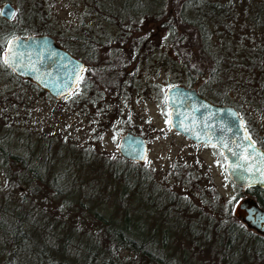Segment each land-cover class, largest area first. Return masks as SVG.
Returning a JSON list of instances; mask_svg holds the SVG:
<instances>
[{
  "label": "rangeland",
  "instance_id": "374dc122",
  "mask_svg": "<svg viewBox=\"0 0 264 264\" xmlns=\"http://www.w3.org/2000/svg\"><path fill=\"white\" fill-rule=\"evenodd\" d=\"M6 2L12 6L16 15L9 25L3 23L4 20L0 21V35L2 31L10 29L8 27L11 26L32 31H37L42 26L50 32L44 35L52 37L68 53L80 60H84L86 52H84V44L78 40L90 35L99 38L101 42L98 46L102 47L110 58L114 54H119L126 62L130 61L134 54L133 49L138 45L137 42H130V39L141 40L142 38L146 46L151 47L143 63L138 62V65L134 67L128 64L123 67L125 75H133L132 91L138 84V100L130 95L127 86L115 95L112 94L108 101L105 84L103 106L106 105V107L103 109L106 110L99 121H94L95 114L87 113L90 110L88 108L92 107L90 102L86 103L87 101L84 100L89 97L88 93L83 100L81 99L83 93L80 89L62 101L43 97L33 92L31 88L19 86L13 78L8 77L3 66H0V122L2 118L6 120L8 114L13 116L11 112L15 109H10V107L15 105L12 97L17 94L23 97V107L27 106L25 109H28L27 118L21 126L24 132L32 129L34 136L39 137L40 134H46L50 139L47 152L40 149L36 140L29 135L26 136L27 141L22 140L29 145L28 152L35 159L38 157L37 162L32 163L34 167L42 168L41 157L44 155L47 163L50 164L48 167L56 175H64L62 179L66 181L68 187L79 186L82 205L102 214H107L112 207L114 208L111 203H113L117 185L114 184L112 189L113 185L108 177L110 175L108 169L115 166L113 163L121 167L120 160H122L130 162L132 166L137 165L142 169H147L156 183L172 192L179 193L187 191L172 179V175L175 170L182 173L189 172L199 179L197 182H200L201 189L210 187L220 196L222 206H218L215 211L201 207L203 212H207L208 217L215 215L218 219L227 212L230 216L233 215L232 209L239 197L236 196L238 190L228 180L219 152L210 145L193 144L171 130L165 122L167 109H164L166 106L164 90L181 85L186 73L179 65V59L177 60L168 46L169 36L163 18L168 16L167 20L171 24L174 20L177 21V30L180 33L185 29L179 21L178 13L181 7H186L188 19L201 18L206 21L207 13L220 12L219 21L225 26H218V35L210 37L211 47L217 46L220 53L212 54V50L215 49L207 50L209 47H204L211 54L207 55V64L197 67V70L201 69V72H204L205 80L213 84V93L235 108L234 110L243 123L250 128L253 134L261 137L260 141L264 145V91L259 90L253 93V83L246 80L247 73L244 72V65L242 69L239 68L240 73L239 70L235 73L237 77L234 81L223 82L227 78L222 76L220 66L218 80L208 77V71L213 69L214 59L221 57L219 55H222L224 51L231 50L234 54L235 49L237 52L240 51L243 55L240 57V62L244 63L247 60L250 61L251 58L248 57L250 53L259 49L264 50V0H152L143 5H138V0H109L111 6L107 5L106 9L112 13L119 12L123 8L149 11L142 16L133 15V21L124 17L120 22L113 23H108L97 16L86 0H30V2L29 0H0V6ZM33 6L40 8L41 16H37V10ZM29 7L33 8V14L30 13ZM256 12H259L258 17H255ZM121 13L124 14L125 11ZM210 21L211 18L208 19L209 25L212 23ZM253 22L258 26H254ZM208 28L211 29L210 26ZM168 29L174 30L172 27ZM180 34L184 41V33ZM192 36H195L194 33ZM71 37L76 40L74 45L70 46ZM162 43H166L165 46ZM87 44L91 43L88 41ZM230 59L234 64L237 63L236 58L230 57ZM260 60V64L264 66V56ZM106 74L107 77H111L110 72ZM107 77L106 80H108ZM104 82L105 80L101 82V86H104ZM213 93L210 97L215 99ZM17 109L20 107L17 106ZM125 132L139 135L146 142V155L141 163L125 160L117 153L118 139ZM0 134H3L2 129H0ZM16 135V132L12 133V137L10 139L6 137L8 140L5 142L0 138V145H5L6 149L22 156L21 150L16 148L18 140ZM51 171L50 174H53ZM36 182L31 181V183ZM37 184L39 185L38 182L35 185ZM4 186L3 173L0 171V188ZM16 188L20 191L23 189L20 186ZM47 201L49 206L44 209L52 216L58 204L54 197L47 198ZM156 204V201L152 205L144 202L141 204L142 208H148L141 213V220L152 222V224L159 222L162 228H170L169 225L172 223L166 220V217L163 218L164 210L155 211L159 207ZM68 216L76 218V226L82 231L96 230L87 217L77 216V213H70ZM191 216L195 218V215ZM181 220L188 221L183 218ZM68 224L70 226L71 222ZM161 227L158 225V230L162 229ZM166 251L177 255L186 252L189 264H207L209 261L204 255L195 253L190 248L187 249L181 239L174 240L170 247H166ZM123 254L121 252V255ZM239 264H264V258L243 257Z\"/></svg>",
  "mask_w": 264,
  "mask_h": 264
},
{
  "label": "trees",
  "instance_id": "16d2710c",
  "mask_svg": "<svg viewBox=\"0 0 264 264\" xmlns=\"http://www.w3.org/2000/svg\"><path fill=\"white\" fill-rule=\"evenodd\" d=\"M147 1L152 0H138V5H143ZM86 2L97 16L108 23L120 22L124 17L133 21V15L142 16L149 13L144 9L131 8H123L119 12L112 13L106 9L107 5L111 6L109 0H86ZM34 9L37 10V16H41L40 8L34 7ZM185 9L186 7H181L178 13L180 24L185 28L180 32L184 33V41L178 33L177 21L174 20L171 24L167 20L168 16L163 18L169 36L168 46L177 60L179 59V65L186 73L181 85L204 76V72L202 73L201 69L197 70V67L207 64V55L211 54L207 50L215 49L212 50V54L220 53L217 46L211 47L210 37L217 36L219 33L217 27L224 25L219 21L220 12L207 13L205 21L201 18L188 19ZM29 10L33 14V8L29 7ZM124 11L125 13L122 14L121 12ZM256 13L255 17H258L259 12ZM158 17L162 19L161 16ZM209 18H211L210 23L212 22L210 25ZM12 19L13 17L10 20L0 17V21L4 20L3 23L7 25ZM39 22L41 24V21ZM253 24L258 26L254 22ZM171 27L174 30L168 29ZM8 28L10 29H3L4 31L1 32L0 43L15 36L50 33L49 29H44L42 26L37 31L14 26ZM75 40L72 37L69 39L70 46L74 45ZM78 41L84 44L83 48L86 52L82 60L86 71L79 88L83 93L81 99L83 100L86 94H89V97L84 100L87 101L86 103H91L92 109L87 113L95 114L94 121H99L106 110L103 109L106 107V105L103 106L106 90L104 87H106L105 84L108 85L106 73L121 70L127 64L131 65V62L133 64L135 60L143 63L151 47L148 48L142 38L141 40L130 39V42H137L138 45L134 47V54L130 61L126 62L119 54H114L110 58L103 48L98 46L101 41L97 37L90 35ZM88 41L90 45L87 44ZM165 44L162 43L164 46ZM234 51L235 54L231 50L224 51L222 55H219L221 57L214 59L213 69L208 71V77L217 78L220 66L222 76L227 78L223 82L234 81L237 77L235 73L238 70L240 73L239 68L244 65V72L247 73L246 80L253 83V93L259 90L264 91V66L260 64L264 50L259 49L250 53L248 56L251 58L250 61L247 60L244 63L240 62V57L243 56L240 51L237 52L236 49ZM230 57L236 58L237 63L234 64ZM3 68L8 73V77L13 78L19 86H26L22 79L13 76L4 66ZM104 80V86H101ZM116 92H120L118 87ZM69 95L59 100L62 101ZM12 100L15 105L10 109L15 110L11 112L13 116L8 114L6 120L2 118L0 129L3 134H0L2 136L0 138L5 142L7 138L12 137V133L16 132L18 139L16 148L21 150L22 156L6 149L5 145H0V171L3 173L5 182V186L0 188V264H189L186 252L177 255L166 251V247H170V244L177 239H181L187 249L190 248L195 253L207 257L209 259L207 264H239L243 257L264 258L263 236L248 230L233 215V217L230 216L229 212L217 219L215 215L208 217L207 212L201 210V207H207L209 211H215L218 206H222L221 199L210 187L201 189L200 182H197L199 179L189 172L182 173L175 170L172 179L183 186L187 192H172L156 183L147 169L137 165L132 166L130 162L120 160L121 167L113 163L116 167L108 169L112 189L114 184L117 185L113 203H111L114 208L112 207L107 214H102L82 205L79 186L75 184L76 187H68L66 181L62 179L64 175H56L51 171L48 167L50 164L47 163L44 155L41 157V169L32 165L37 162L38 157L35 159L28 152L29 145L22 140L27 141L26 136L29 135L36 140L40 149L47 152L50 139L46 134L34 136L32 129L24 132L21 126L28 115V109H25L27 106L23 107V97L17 94L13 95ZM78 100L81 102L80 99ZM17 106L20 109H17ZM113 160L115 161V158ZM49 169L53 174H50ZM31 181H37L39 185ZM18 186L23 189L18 190L16 188ZM248 190L256 200V204L264 209V199H260L264 191L259 188H248ZM53 197L58 206L55 213L50 216L51 213L49 211L46 213L44 208L49 206L47 198ZM155 201L156 205H159L155 211L164 210L163 218L166 217V220L172 223L169 225L170 228H162L159 222L152 224V222L141 220V213L148 209L142 208L141 204L144 202L152 205ZM70 213L87 217L96 230L82 231L76 226V218L68 216ZM191 215H195V218H191ZM181 218L188 221H183ZM70 222L71 225L68 226ZM158 225L162 229L158 230ZM121 252L124 254L121 255Z\"/></svg>",
  "mask_w": 264,
  "mask_h": 264
},
{
  "label": "water",
  "instance_id": "95a60500",
  "mask_svg": "<svg viewBox=\"0 0 264 264\" xmlns=\"http://www.w3.org/2000/svg\"><path fill=\"white\" fill-rule=\"evenodd\" d=\"M8 8L14 10L9 3H3L0 12L7 11ZM0 17L5 20L12 18L4 15ZM12 38L21 45L17 49L20 58L16 65L6 66L15 75L50 92L55 99L68 94L75 87L78 78L72 79L73 69L82 68V63L64 49L55 46L51 37L28 35ZM43 48L49 51L52 49L53 57L42 54ZM52 58L58 67L47 72L45 65ZM164 98L165 105L169 108L166 114L169 121L167 125L171 130L192 143L218 147L225 160L224 170L234 186L264 191V150L244 138L247 134L232 107L212 104L199 97L193 89L181 86L165 89ZM116 148L120 157L136 163H141L146 155L144 139L129 132L119 137ZM232 212L248 230L264 237V209L254 200L240 199Z\"/></svg>",
  "mask_w": 264,
  "mask_h": 264
},
{
  "label": "flooded vegetation",
  "instance_id": "af4514ba",
  "mask_svg": "<svg viewBox=\"0 0 264 264\" xmlns=\"http://www.w3.org/2000/svg\"><path fill=\"white\" fill-rule=\"evenodd\" d=\"M41 35H44V34H39V35H32V36H41ZM25 36H28V35H25ZM25 36H22V37H25ZM48 36V35H47ZM50 37V36H49ZM52 38V37H51ZM53 39V38H52ZM54 40V39H53ZM54 44H55V46H57L58 48H61V49H64L63 47H62V45H60L59 43H57L55 40H54ZM65 51H67L66 49H64ZM41 52H42V54H44V55H47L48 57L49 56H51V57H53V54H54V52H53V50L51 49V51H49L48 49H46V48H43L42 50H41ZM68 52V51H67ZM70 54V53H69ZM71 55V54H70ZM73 58H75L76 60H78V61H80L81 63H82V69H84V63H83V61L82 60H80L79 58H77V57H74L73 55H71ZM55 59V58H54ZM56 61V60H55ZM136 62V63H135ZM138 65V62L135 60L134 61V64H131L130 66H137ZM5 68H7L6 66H4ZM45 67H46V71L47 72H49L51 69H56V67H58V65H57V62H54V60H53V58L51 59V61H50V63L49 64H47V65H45ZM8 69V71H10V69L9 68H7ZM122 71H124V69L123 68H121V70H114L113 72L112 71H109L110 72V74H111V77H108V85H107V95H108V101L110 100V98H111V96H112V94H116V88L118 87L119 88V90H121V89H124V88H126L127 86L129 87V92H130V95H132V96H135V98L138 100V84L137 85H135V89L132 91V87L134 86L133 85V75L132 74H129V76L128 75H125V72L123 73ZM112 72V73H111ZM10 73L13 75V76H15L16 78H20V77H18L17 75H15L12 71H10ZM81 75L83 76V78H84V71H82L81 72ZM20 79H22L24 82H25V84H26V87H28V88H31V90L33 91V92H35V93H37V94H39L40 96H43V97H49V98H51V99H54V100H59L60 98H58V99H55V98H53V96H52V94L50 93V92H47V91H45V90H43L42 88H40L39 86H37L36 84H34V83H32L31 81H29V80H26V79H23V78H20ZM80 82H81V80H77V82H76V85H75V87L68 93V94H72V93H74V92H76V91H78L79 90V88H80ZM127 82V83H126ZM133 85V86H132ZM175 86H181V87H183V88H185V89H193L194 91H195V93L199 96V97H201V98H204V99H206V100H208L209 102H211L212 104H215V105H220V106H230V104H228V103H226V101L222 98V97H220V96H218V95H215V93H213V91H212V88H213V84L212 83H210V82H208L207 80H205V78H204V76H202V77H200V79H198V80H195V81H192V82H190V83H188V84H183V85H175ZM113 92V93H112ZM214 94V96H215V99H213L212 97H210L211 95L210 94ZM68 94H66V95H68ZM209 94V95H208ZM66 95H64V96H66ZM63 97V96H62ZM230 107H232L233 109H235L233 106H230ZM88 109H92V107H89ZM107 109H108V107H107ZM164 109H169L167 106H165L164 107ZM238 114V113H237ZM239 117V116H238ZM240 118V117H239ZM241 119V118H240ZM241 122H242V127L244 128V130H245V132H246V134H247V136H250L251 137V142L255 145V146H257L258 148H260V149H262V150H264V145L261 143V141H260V139H261V137L257 134V135H255V134H253L252 133V131H250V128H248L244 123H243V121H242V119H241ZM193 144H195V145H203V144H196V143H193ZM205 146H207V145H205ZM210 146H212V145H210ZM218 152H219V154H220V157H221V159L223 160V162H224V165H225V160H224V157L222 156V151L218 148V147H216V146H213ZM224 167V166H223ZM226 173V172H225ZM226 176H227V174H226ZM228 178V177H227ZM229 180V179H228ZM230 181V180H229ZM233 185V184H232ZM234 186V185H233ZM235 188L238 190V192H237V197H238V199H237V201H239L240 199H244V198H251L252 200H254L255 201V203H257L256 202V200L254 199V197H252L250 194H249V190H248V188H241V187H236L235 186ZM262 197H260V196H258V197H260V199L262 198V199H264V194H262L261 195ZM242 197V198H241ZM237 201H236V203H237ZM235 203V204H236Z\"/></svg>",
  "mask_w": 264,
  "mask_h": 264
},
{
  "label": "snow or ice",
  "instance_id": "6c2138e0",
  "mask_svg": "<svg viewBox=\"0 0 264 264\" xmlns=\"http://www.w3.org/2000/svg\"><path fill=\"white\" fill-rule=\"evenodd\" d=\"M0 15L8 16L9 18H11L14 17L16 13L11 8H8L7 11L0 12ZM19 47H21L20 42L15 40L14 38H9L3 43H0V66L14 67L16 65L17 59L20 58V53L17 51ZM64 67H67V65H64ZM82 71H86V69H73L72 79L76 80L78 78L79 80H83V76L81 75ZM169 91H171V89H169ZM165 122L166 124L169 123L168 120H166ZM221 130L223 131L224 129ZM244 138L251 140L250 136H246ZM236 167H239V165H236Z\"/></svg>",
  "mask_w": 264,
  "mask_h": 264
}]
</instances>
